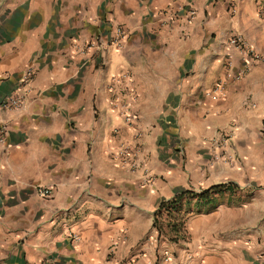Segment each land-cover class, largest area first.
<instances>
[{
    "label": "crops",
    "instance_id": "crops-1",
    "mask_svg": "<svg viewBox=\"0 0 264 264\" xmlns=\"http://www.w3.org/2000/svg\"><path fill=\"white\" fill-rule=\"evenodd\" d=\"M233 34L264 55L255 0H0V100L34 71L0 113V264H264V67Z\"/></svg>",
    "mask_w": 264,
    "mask_h": 264
},
{
    "label": "built area",
    "instance_id": "built-area-1",
    "mask_svg": "<svg viewBox=\"0 0 264 264\" xmlns=\"http://www.w3.org/2000/svg\"><path fill=\"white\" fill-rule=\"evenodd\" d=\"M233 2H236L237 0H232ZM256 1V10L258 12V15L264 20V0H255ZM193 11L188 10L185 14L186 19L189 21L193 16ZM112 36L111 43L115 44V46H119L120 42L124 37L126 36V31L123 28L122 25H116L114 32ZM100 39L95 37L89 40L84 47L92 48L95 46H98L100 44ZM228 44L236 49L240 54L251 57L255 61L262 64L264 67V55L259 53L258 51H255L254 48L249 45V43L239 34H233L228 39ZM34 76V71L31 67L25 68L21 72L20 76V86L18 88V91L15 92L13 95H8L0 100V113L11 110V109H17L24 106L27 102L28 98V92L30 89V84L32 82ZM128 77L127 73H122L119 76L114 77L112 80L114 83H117L123 79H126ZM225 89L224 84L217 83L213 89L209 93H223ZM8 133V127L7 122L0 116V145H3L6 142V137ZM228 136L223 135L220 137V139L217 140V145L220 147H223L226 143ZM130 151L128 148L121 149L119 151V155H125L128 154ZM151 178V176L148 177V180ZM51 191L50 189L44 188L39 191V194L42 197H46L50 195ZM165 211V210H164ZM166 213V211H165ZM72 239L77 240L78 236L76 234H69Z\"/></svg>",
    "mask_w": 264,
    "mask_h": 264
},
{
    "label": "trees",
    "instance_id": "trees-1",
    "mask_svg": "<svg viewBox=\"0 0 264 264\" xmlns=\"http://www.w3.org/2000/svg\"><path fill=\"white\" fill-rule=\"evenodd\" d=\"M225 187L231 188L232 186L229 184L213 185V186L209 187L208 189H205L199 193H195V192L190 191V190H185V191L175 195L174 197H172L168 200L161 201V203L159 204V208H158L157 212L155 213V216L157 213H159L160 210H161V212H162V210H165L166 213H165V211L162 213L165 214V217H168V218L171 217V220H168L166 223L161 222V221L158 222L156 217H155L154 222H153V226L160 230V229H162V225H164L166 228H168L170 231H172L173 239H178V237H180V233H181L180 231H181L183 222L172 211H175V207H176L177 203L179 202V200L184 196H194L197 199L206 201L209 199V196L211 193L217 192V191H219V189H222Z\"/></svg>",
    "mask_w": 264,
    "mask_h": 264
},
{
    "label": "rangeland",
    "instance_id": "rangeland-1",
    "mask_svg": "<svg viewBox=\"0 0 264 264\" xmlns=\"http://www.w3.org/2000/svg\"><path fill=\"white\" fill-rule=\"evenodd\" d=\"M168 220H171V217H165L164 222L166 223Z\"/></svg>",
    "mask_w": 264,
    "mask_h": 264
}]
</instances>
